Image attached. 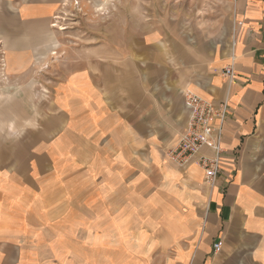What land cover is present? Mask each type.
<instances>
[{"label":"crops","instance_id":"obj_1","mask_svg":"<svg viewBox=\"0 0 264 264\" xmlns=\"http://www.w3.org/2000/svg\"><path fill=\"white\" fill-rule=\"evenodd\" d=\"M66 1L0 0V39L6 41L8 62L32 33L51 30ZM228 15L231 39L206 43L199 59L192 57L189 76L173 87H165L163 49L154 54L151 48L161 41L159 33L154 38L157 31L143 40L142 52L151 56L144 69V55L138 59L128 41H114L106 62L83 59L63 75L40 134L0 137V264H58L57 254L65 264H122L130 256L140 264H264V0H233ZM16 61L15 68L26 62ZM15 68L3 81L22 78ZM227 68L233 78L225 76ZM187 86L227 106L224 153L212 183L199 157L192 159V210L179 222L186 234L166 244L163 214L172 207L180 217L183 205L161 174L167 199L160 214L137 221L134 208L146 206L136 190L144 180L137 154L147 149L151 159L162 157L159 139L149 137L160 120L150 118L151 107H181L187 116ZM158 114L163 121L164 112ZM5 125L17 131L14 121L1 122L0 130ZM201 155L215 153L204 147ZM150 223L157 225L154 232ZM132 224L155 242L134 258L127 253L134 246L126 235ZM217 243L222 250L214 254Z\"/></svg>","mask_w":264,"mask_h":264},{"label":"rangeland","instance_id":"obj_2","mask_svg":"<svg viewBox=\"0 0 264 264\" xmlns=\"http://www.w3.org/2000/svg\"><path fill=\"white\" fill-rule=\"evenodd\" d=\"M232 1L112 0L111 4L103 8L100 5L104 0H67L54 19L51 30L47 33H32L28 42L19 47L20 52L12 58V63L7 61L5 55L6 41L0 39V86H3L0 87V126L1 122L9 121H14L17 126L14 134L11 132V125L3 126L0 137L27 135L30 132L40 134L46 120L50 118L54 90L63 75L76 69L83 59L96 57L106 62L109 46L114 41L118 45L128 41L133 56L138 59L144 55L141 59L144 69L151 56L148 59L146 52H142L145 47L143 40L149 32L157 31L154 38L159 39L160 34L161 41L151 48L154 54L156 50L162 52L163 49L165 87H173L175 80L181 76H189L192 57L199 59L200 54L204 53L206 43L208 46H215L218 42L231 39L233 29L228 14ZM22 57L26 62L15 68L14 63L17 64L16 60ZM12 67L22 75L14 84L11 80L3 81V74L9 72ZM149 68L151 69V65ZM16 83H19V89L13 90ZM185 89H189V86ZM151 108L154 113L152 116L150 113V118L160 120L157 126L150 127L149 137L159 139L158 145L163 152L162 157L154 160L150 158L147 149L137 154L139 161L143 162L144 180L136 190L138 194L143 193L142 200L146 206L135 207L133 213L137 221L145 220V216L160 214V204L167 199V186L162 180L164 175L163 178L168 180L167 185H170L169 192L179 196L183 205L181 211L177 210L180 217L172 207L163 214L166 220L168 218V233L164 243L171 244L186 234V229L179 222L185 217V212L192 210L189 187L192 168H187L186 173L181 174L180 169L183 168L171 160L172 158L174 162L179 163L175 151L187 127L189 113L187 110V116L181 113V107ZM159 112H164L163 121ZM55 133L56 131H53V134ZM136 170L140 171V166ZM179 186L182 187L181 190ZM135 203L139 205V202ZM137 226L132 224L126 228V235L134 244L132 247L127 246V253L133 258L135 255H143L145 248V251H150L155 243L150 242L143 228L138 229ZM156 226L155 223H150V231L154 232ZM130 257H123L122 264H140V261L135 258L131 260ZM55 258L58 264L66 263L65 257L61 255L57 254Z\"/></svg>","mask_w":264,"mask_h":264},{"label":"built area","instance_id":"obj_3","mask_svg":"<svg viewBox=\"0 0 264 264\" xmlns=\"http://www.w3.org/2000/svg\"><path fill=\"white\" fill-rule=\"evenodd\" d=\"M224 72L225 76L233 78L232 68H227ZM184 97L189 116L187 127L175 151L176 158L183 166L198 156L199 165L204 169L207 183H212L221 171L224 151L220 142L227 106L218 107L190 91H187ZM204 147L211 149L215 155L213 157L199 156ZM221 250V243L214 245V254H219Z\"/></svg>","mask_w":264,"mask_h":264},{"label":"bare ground","instance_id":"obj_4","mask_svg":"<svg viewBox=\"0 0 264 264\" xmlns=\"http://www.w3.org/2000/svg\"><path fill=\"white\" fill-rule=\"evenodd\" d=\"M111 2H112V0H104V2L102 3V5H100L101 7H103V8H105V6H107L109 3L111 4ZM188 91L190 90V89H187ZM186 90V91H187ZM6 126V125H5ZM13 127V126H12ZM11 127V128H12ZM2 128V127H1ZM13 129V128H12ZM171 158V157H170ZM171 160H172V162L174 163V164H177V165H179V166H181L179 163H177V162H174V160L171 158ZM192 160L190 161V162H188L186 165H183V166H181V167H185V168H192Z\"/></svg>","mask_w":264,"mask_h":264}]
</instances>
